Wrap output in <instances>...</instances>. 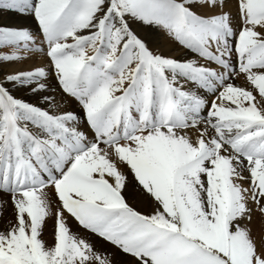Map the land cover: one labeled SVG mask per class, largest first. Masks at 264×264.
<instances>
[{
  "label": "snow or ice",
  "instance_id": "snow-or-ice-1",
  "mask_svg": "<svg viewBox=\"0 0 264 264\" xmlns=\"http://www.w3.org/2000/svg\"><path fill=\"white\" fill-rule=\"evenodd\" d=\"M0 194V264H264V0H0Z\"/></svg>",
  "mask_w": 264,
  "mask_h": 264
},
{
  "label": "bare ground",
  "instance_id": "bare-ground-1",
  "mask_svg": "<svg viewBox=\"0 0 264 264\" xmlns=\"http://www.w3.org/2000/svg\"><path fill=\"white\" fill-rule=\"evenodd\" d=\"M229 2H231V0H229ZM10 22H11V23H18V22H21V21H20L19 18H17V17H13V18L11 19ZM2 196H3V194H0V197H2ZM129 203L133 204V206L138 207V208H139L140 210H142V211H147V209L143 208L142 206H140L139 204H137V202H135V201L132 200V199H129ZM0 222H2V221H0ZM255 223H256L257 230H259V217H258V216L255 218ZM51 225H52V222L49 221L48 226L46 227V231H45V238H46V239L49 238V237H48V228H50Z\"/></svg>",
  "mask_w": 264,
  "mask_h": 264
}]
</instances>
